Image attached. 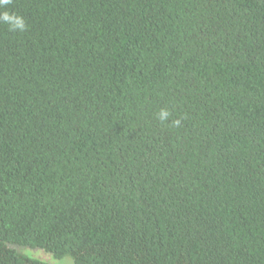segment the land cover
<instances>
[{
	"label": "trees",
	"instance_id": "1",
	"mask_svg": "<svg viewBox=\"0 0 264 264\" xmlns=\"http://www.w3.org/2000/svg\"><path fill=\"white\" fill-rule=\"evenodd\" d=\"M4 11L0 264H264V0Z\"/></svg>",
	"mask_w": 264,
	"mask_h": 264
},
{
	"label": "clouds",
	"instance_id": "2",
	"mask_svg": "<svg viewBox=\"0 0 264 264\" xmlns=\"http://www.w3.org/2000/svg\"><path fill=\"white\" fill-rule=\"evenodd\" d=\"M9 3H11V0H0V6L7 5ZM0 18H2L4 21L11 22L12 31H15L17 29L20 31H24L26 28V24H25L23 17L19 15H12L9 12L4 11L0 13ZM169 115L170 113L166 109H162L159 113V119L161 121H164L169 117ZM175 123L178 124L179 121H176Z\"/></svg>",
	"mask_w": 264,
	"mask_h": 264
},
{
	"label": "rangeland",
	"instance_id": "3",
	"mask_svg": "<svg viewBox=\"0 0 264 264\" xmlns=\"http://www.w3.org/2000/svg\"><path fill=\"white\" fill-rule=\"evenodd\" d=\"M14 247H16L18 250H21L22 252L30 256L38 257L41 259H46L52 264H75L74 260L69 256H66L63 258H55L52 256L53 257L52 258L50 254L38 248H23L19 246H14Z\"/></svg>",
	"mask_w": 264,
	"mask_h": 264
}]
</instances>
